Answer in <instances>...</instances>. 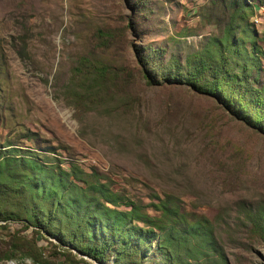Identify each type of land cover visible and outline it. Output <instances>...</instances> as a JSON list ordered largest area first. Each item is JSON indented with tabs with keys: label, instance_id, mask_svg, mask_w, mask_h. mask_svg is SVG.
Wrapping results in <instances>:
<instances>
[{
	"label": "rangeland",
	"instance_id": "1",
	"mask_svg": "<svg viewBox=\"0 0 264 264\" xmlns=\"http://www.w3.org/2000/svg\"><path fill=\"white\" fill-rule=\"evenodd\" d=\"M240 1L0 0V150L35 152L67 178L103 184L149 214H159L152 204L166 199L186 221L203 220L198 241L208 235L216 248L206 257L264 264V132L210 94L149 80L137 59L150 47L156 61L183 66L228 24L235 38L247 35L246 22L263 51L258 70H250L261 84L264 0H244V9L236 8ZM79 56L107 67L105 86L91 82V102L75 92ZM155 240L143 264H156ZM9 248L14 255L3 257ZM189 252L202 264L199 252ZM0 264L99 263L7 219L0 221Z\"/></svg>",
	"mask_w": 264,
	"mask_h": 264
},
{
	"label": "trees",
	"instance_id": "2",
	"mask_svg": "<svg viewBox=\"0 0 264 264\" xmlns=\"http://www.w3.org/2000/svg\"><path fill=\"white\" fill-rule=\"evenodd\" d=\"M245 5L241 0L236 8ZM236 8L234 13L243 19L245 13ZM247 25L251 24L242 26L248 34L235 38L228 24L222 37H208L206 45L186 56L183 66L177 59L156 61L154 49L145 47V52L137 54L143 75L151 81L156 77V81L183 82L210 94L234 117L264 132V82L256 85L250 78V70H258V55L263 51L256 47L255 29ZM106 68L90 57L77 58L72 66L79 87L75 89L77 99L91 102V82L99 88L105 86ZM18 148L0 150V221L11 219L22 227L44 230L100 264H143L155 238L152 254L159 256L156 264H200L189 250L202 255V264H224L218 254L217 258L206 257L211 251L216 253L208 235L202 243L198 241L203 220L186 221L176 204L158 198L152 209L159 214H149L103 184L85 186L83 181L67 178L58 166H48L35 152H14ZM85 189L91 191L89 198H85ZM260 216L259 231L264 235V214ZM134 220L144 225L134 224ZM14 253L9 248L2 256Z\"/></svg>",
	"mask_w": 264,
	"mask_h": 264
},
{
	"label": "water",
	"instance_id": "3",
	"mask_svg": "<svg viewBox=\"0 0 264 264\" xmlns=\"http://www.w3.org/2000/svg\"><path fill=\"white\" fill-rule=\"evenodd\" d=\"M100 264V263H99Z\"/></svg>",
	"mask_w": 264,
	"mask_h": 264
}]
</instances>
